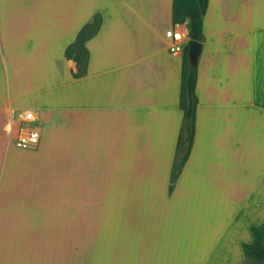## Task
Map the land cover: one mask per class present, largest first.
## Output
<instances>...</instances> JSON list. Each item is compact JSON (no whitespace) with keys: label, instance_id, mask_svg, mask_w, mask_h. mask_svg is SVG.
Here are the masks:
<instances>
[{"label":"crops","instance_id":"obj_1","mask_svg":"<svg viewBox=\"0 0 264 264\" xmlns=\"http://www.w3.org/2000/svg\"><path fill=\"white\" fill-rule=\"evenodd\" d=\"M171 8L0 0V264H244L264 220V0H208L194 140L168 194L182 117ZM95 14L73 77L65 49ZM27 109L39 149L11 152Z\"/></svg>","mask_w":264,"mask_h":264},{"label":"trees","instance_id":"obj_2","mask_svg":"<svg viewBox=\"0 0 264 264\" xmlns=\"http://www.w3.org/2000/svg\"><path fill=\"white\" fill-rule=\"evenodd\" d=\"M207 7L208 0H172L171 22L173 24H183L187 20L188 37L202 41V20ZM100 21V14H95L90 22L82 26L74 41L65 49L66 58L73 59L76 62V71L72 72L73 77H81L86 73L88 50L84 43L98 31ZM196 80L197 69L189 66L186 47H184L178 93V107L182 111V117L168 179V194L174 188L182 167L190 154L194 140L197 106L195 94ZM250 230L253 239L249 243H241L243 254L247 259H253L264 264V220L259 225H252Z\"/></svg>","mask_w":264,"mask_h":264},{"label":"built area","instance_id":"obj_3","mask_svg":"<svg viewBox=\"0 0 264 264\" xmlns=\"http://www.w3.org/2000/svg\"><path fill=\"white\" fill-rule=\"evenodd\" d=\"M168 50L182 53L189 39L186 27L177 24L165 30ZM41 114L33 109L24 110L16 120L13 144L19 149L34 150L40 146L42 136Z\"/></svg>","mask_w":264,"mask_h":264},{"label":"water","instance_id":"obj_4","mask_svg":"<svg viewBox=\"0 0 264 264\" xmlns=\"http://www.w3.org/2000/svg\"><path fill=\"white\" fill-rule=\"evenodd\" d=\"M202 50V41L188 39L186 42V55L191 68H196L198 57Z\"/></svg>","mask_w":264,"mask_h":264},{"label":"rangeland","instance_id":"obj_5","mask_svg":"<svg viewBox=\"0 0 264 264\" xmlns=\"http://www.w3.org/2000/svg\"><path fill=\"white\" fill-rule=\"evenodd\" d=\"M14 147H15V146H11V148H10V151H11V152L13 151ZM15 148H17V147H15ZM17 149H19V148H17ZM38 149H39V147H38L37 149H34V150H38ZM22 150H23V149H22ZM244 264H263V263L248 258V259H246V261L244 262Z\"/></svg>","mask_w":264,"mask_h":264}]
</instances>
